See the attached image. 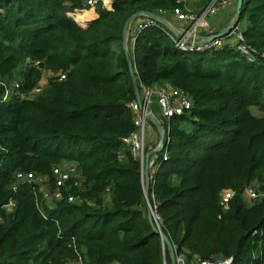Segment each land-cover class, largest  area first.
Instances as JSON below:
<instances>
[{"label": "trees", "instance_id": "trees-1", "mask_svg": "<svg viewBox=\"0 0 264 264\" xmlns=\"http://www.w3.org/2000/svg\"><path fill=\"white\" fill-rule=\"evenodd\" d=\"M175 7L186 10V0H113L84 24L68 12L88 8L86 0H0V264L169 262L141 163L123 142L135 129L136 100L123 41L135 13ZM238 24L251 59L225 44L183 51L159 22L126 40L138 88L171 86L192 101L159 119L164 148L147 192L186 262L264 264V0H243ZM6 87L15 90L2 100ZM70 164L78 184L66 181L48 202L41 187L53 191L52 168ZM254 182L258 197L248 204L242 191ZM226 188L235 194L224 210Z\"/></svg>", "mask_w": 264, "mask_h": 264}, {"label": "built area", "instance_id": "built-area-1", "mask_svg": "<svg viewBox=\"0 0 264 264\" xmlns=\"http://www.w3.org/2000/svg\"><path fill=\"white\" fill-rule=\"evenodd\" d=\"M112 1L113 0H86V5L88 6V8L75 9L72 12H68V15L74 19L72 13L75 14L77 11L83 12L86 9H93L95 11L97 5L109 9L111 8ZM231 3L232 0H212L205 7L196 11L183 10L180 7H175L172 10L171 15L181 23L177 31L171 35V38L173 39L175 45L183 51L201 52L215 49L225 44L228 47L235 48L242 54L248 56L249 59H251L252 56L250 54V50L242 42L243 35L237 24L232 25L228 29V31L221 37H217L208 41L204 39V35L212 33V31L208 29V24L205 17L217 14L219 11L228 7ZM164 14L165 12L161 11L159 15L162 17L164 16ZM156 22V20L145 13L139 14L135 19L127 23L125 31L126 40L128 38H135L143 28L155 25ZM202 30L206 33H201ZM27 60L29 61V59ZM59 77L64 78L65 73H60ZM14 85L17 87L18 82L16 81ZM41 88L42 87L39 85L34 89L33 92H38L41 90ZM14 90V87H6L2 100L6 99L8 95L11 94ZM139 91L145 107L150 110L151 115L154 118L155 115L153 113V110L150 108V105L152 104V95H155L156 102L160 108L161 117L164 118L183 114L184 112L188 111L192 105L190 96L175 87L159 86L148 89L144 85L139 84ZM130 106L134 112L135 129L128 136L123 138V142L129 147L132 154L137 159H139L141 163L143 179L145 181H148L149 183V181L153 179V171H151L150 168L155 167V163L157 161V152L159 151H157L156 149H159L160 141L155 144H145L147 132L146 121L149 118L147 117V114L140 108L136 100L132 101L130 103ZM147 151H152V154L150 155L148 160L147 173H145L144 165L145 154ZM52 172L54 175V190L49 191L44 186L41 187L43 189V197L46 198L48 202L60 199V188L64 185V183L71 180L74 184H78L80 176L77 167L73 164L67 166H55L52 168ZM17 178L20 180L27 179L28 181H33L35 183H38L39 185H43L45 180L44 176L35 175L33 173H17ZM234 194L235 191L230 188L223 189L220 192V204L224 210L228 208L229 200L234 196ZM242 196L248 204H251L258 197L256 185L254 183H251L245 186L242 191ZM67 199L68 201H74V197L72 195H69ZM13 205V201H10L8 204H6V207L10 208ZM151 210L153 219L159 227L158 215L155 213L152 207ZM170 256L173 257L174 264H232L233 262V257L231 256L218 259H202L199 257H195L190 262H186L182 255L177 253L176 245L173 243L172 250L170 251ZM67 264H82V260L80 257H78L76 260H71ZM113 264L118 263L115 262ZM163 264H167L165 258L163 260Z\"/></svg>", "mask_w": 264, "mask_h": 264}, {"label": "water", "instance_id": "water-1", "mask_svg": "<svg viewBox=\"0 0 264 264\" xmlns=\"http://www.w3.org/2000/svg\"><path fill=\"white\" fill-rule=\"evenodd\" d=\"M242 3H243V0H237V4H236V17L233 21V23L225 30L221 31V32H218V33H211V34H208L206 36H204V39L205 40H212L214 38H217V37H221L223 36L227 31L228 29L234 25V24H237V19H238V16L240 14V10H241V6H242ZM145 14H147L148 16H150L151 18H153L154 20H156L157 22H159L160 24L164 25L165 27H167L168 29H170V25L169 23L164 19L162 18L159 14L155 13V12H144ZM139 14H141L140 12L139 13H135L134 15H132L129 19V21L135 19ZM95 18V17H94ZM93 18V19H94ZM92 20V19H91ZM91 20H88L86 22L89 23ZM128 21V22H129ZM127 26V25H126ZM125 31H126V27H125ZM175 33V32H174ZM123 45L125 47V51H126V56H127V59H128V66H129V71H130V75L131 77L133 78L134 80V93H135V98H136V101L137 103L139 104L140 108L147 114V117L153 121V123L156 125V127L159 129L160 131V134H161V140H160V145H159V149H156L157 151L162 149L164 147V130H163V127L162 125L159 123V121H157L152 115H151V112L150 110H148L143 101H142V98L140 96V91H139V88L136 84V76H135V72H134V68H133V64H132V61L129 57V54H128V50L126 48V38L124 39L123 41ZM152 154V151H147L146 154H145V165H144V172L147 173V170H148V160H149V157L150 155ZM148 181H146L145 183V195L147 196V192H148ZM149 219L150 221L153 223L154 225V228L156 229V231L159 233L163 243L169 248V250L171 251L172 250V242L170 240V238L160 230V228L157 226V224L155 223L154 219H153V216H152V210H151V207L149 206ZM171 264H174V259L173 257L171 256Z\"/></svg>", "mask_w": 264, "mask_h": 264}, {"label": "crops", "instance_id": "crops-1", "mask_svg": "<svg viewBox=\"0 0 264 264\" xmlns=\"http://www.w3.org/2000/svg\"><path fill=\"white\" fill-rule=\"evenodd\" d=\"M187 2V7L186 10H190V9H197L198 8V4L196 5H192V6H188V0H186ZM236 4H237V0H232V3L226 7L225 9H223L224 11H226L225 13L221 14L219 17H217L215 20H207L206 22L208 24V29L212 31V33H218L221 32L225 29H227L234 21L235 17H236ZM191 7V8H190ZM191 11V10H190ZM222 11V10H221ZM96 16H97V12H96ZM95 16V17H96ZM93 18V17H92ZM90 18V19H92ZM162 18H164L170 25V31L172 33L176 32L179 25L181 24L180 21L176 20L171 13H167L164 14V16H162ZM89 19V20H90ZM85 21H88L86 19H84ZM201 33H206L203 30L201 31ZM206 36V35H204ZM219 48V47H218ZM155 119L157 121H159V119L156 118ZM150 120V119H149ZM153 123V121H151ZM154 126V127H153ZM153 126H150L149 129L147 127V131H148V135H149V140L152 143H157L158 141L161 140V134L159 129L156 127V125L153 123ZM151 171H154V168H150Z\"/></svg>", "mask_w": 264, "mask_h": 264}, {"label": "rangeland", "instance_id": "rangeland-1", "mask_svg": "<svg viewBox=\"0 0 264 264\" xmlns=\"http://www.w3.org/2000/svg\"><path fill=\"white\" fill-rule=\"evenodd\" d=\"M199 3V0H188V6H192V5H196ZM191 8V7H190ZM192 11V9H190ZM226 11L222 10V11H219L217 14L215 15H212V16H206L205 18L209 21V20H212V19H216L217 17H219L221 14L225 13ZM95 13H96V10H95ZM83 17V19H86V20H89L90 18L89 17H86L85 15V12H78V18L81 20V16ZM72 16L74 17L75 15L72 13ZM88 16V15H87ZM96 16V15H95ZM85 22V21H84ZM242 25L241 24H238V28L241 29ZM51 73L49 72H44L43 73V76H42V80L40 82V86H43L48 77L50 76ZM151 100H152V104L150 105V108L153 110V113L154 115L156 116L157 119H160L161 120V114H160V108L156 102V97L155 95H152L151 96ZM250 110L252 113L256 114V115H262L263 112L260 111L257 107L255 106H250ZM146 125L149 129L150 126H153V123L151 122V120L147 119L146 121ZM154 127V126H153ZM145 144L148 145V144H154L152 143L150 140H149V135H148V131L146 132V138H145ZM254 184L256 185V183L254 182ZM145 198H146V202H147V205H148V209H149V202H148V199H147V196L145 195ZM151 207V206H150ZM167 264H171V258L169 260V262Z\"/></svg>", "mask_w": 264, "mask_h": 264}, {"label": "bare ground", "instance_id": "bare-ground-1", "mask_svg": "<svg viewBox=\"0 0 264 264\" xmlns=\"http://www.w3.org/2000/svg\"><path fill=\"white\" fill-rule=\"evenodd\" d=\"M83 12H85V15H86V17H89V18H94L95 17V15H96V13H95V11L93 10V9H86V10H84ZM88 15V16H87ZM92 18V19H93ZM85 24V23H84Z\"/></svg>", "mask_w": 264, "mask_h": 264}]
</instances>
